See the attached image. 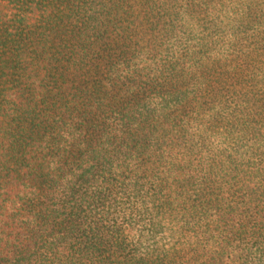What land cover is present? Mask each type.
<instances>
[{"label":"trees","instance_id":"trees-1","mask_svg":"<svg viewBox=\"0 0 264 264\" xmlns=\"http://www.w3.org/2000/svg\"><path fill=\"white\" fill-rule=\"evenodd\" d=\"M0 264H264V0H0Z\"/></svg>","mask_w":264,"mask_h":264}]
</instances>
